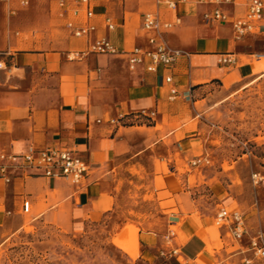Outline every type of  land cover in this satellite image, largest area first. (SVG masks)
I'll use <instances>...</instances> for the list:
<instances>
[{"label": "crops", "instance_id": "1", "mask_svg": "<svg viewBox=\"0 0 264 264\" xmlns=\"http://www.w3.org/2000/svg\"><path fill=\"white\" fill-rule=\"evenodd\" d=\"M175 1L176 8L168 10L156 0H89L95 27L89 40L74 36L85 23L84 7L75 0L64 8L56 0H31L27 7L18 0L0 3V151L19 154L30 147H56L74 151L88 165L79 186L23 172L7 185L0 180V214L24 213L22 205L28 202L27 213L34 220L96 221L117 210L127 183L135 182L133 170L142 186L160 198L158 203L166 205L158 224H134L140 256L155 251L169 264H215L237 249L236 254L258 259L249 242L259 236L264 242V197L249 198L244 206L237 188L216 183L211 170L199 166L207 161L205 140L215 127L205 123H211L210 112L264 78V22L236 40L229 22L204 21L212 5ZM249 1L233 0L221 9L230 19L242 17ZM147 13L174 24L164 38L172 49L188 55L178 58L171 70L160 67L150 74L139 65L130 71L126 54L67 58L103 37L121 52L146 48L142 22ZM39 16L53 27L43 25ZM43 28L46 37L38 41ZM224 54L236 58L235 66L218 64ZM167 75L179 93L173 100ZM200 150L203 156L196 158ZM254 189L264 195L261 188ZM219 207L242 215L241 240L232 238L228 226H210L208 220L215 221ZM177 225L183 241L169 230ZM216 239L222 246L210 255ZM129 245L125 249L137 254ZM247 256L244 262L250 264Z\"/></svg>", "mask_w": 264, "mask_h": 264}, {"label": "rangeland", "instance_id": "2", "mask_svg": "<svg viewBox=\"0 0 264 264\" xmlns=\"http://www.w3.org/2000/svg\"><path fill=\"white\" fill-rule=\"evenodd\" d=\"M37 19L43 21V25L46 22L48 28L53 27L43 16ZM45 29L35 37L36 40L44 41ZM261 77L255 78L252 83ZM208 120L211 123H205L215 127H211L212 131L209 130L205 140L207 162L199 167L210 169L216 183L237 188L244 206L249 198L254 200L264 197L261 190H255L250 181L252 173L264 174V78L233 94L222 107L214 108ZM202 156L201 150L195 153L196 158ZM138 174L132 170L136 184L127 183L124 190L126 194L117 210L96 221L82 224L80 220L72 224L68 219L52 217L34 220L30 212L8 213L10 210H6L1 213L0 264H169L155 251L152 256L147 253L140 256L138 230L134 224L148 220L158 224V215L166 205H160V198L156 199L151 189L142 186L143 180L137 177ZM204 192L210 194L208 188ZM208 221L210 226L219 230L214 219ZM178 228L179 225L169 230L183 241ZM129 243L135 247L137 254L125 249L127 245L131 246ZM227 244L234 245L231 242ZM211 246L210 255H213V249H219L222 244L216 239L211 242ZM236 250L230 249L215 264H245L247 255L250 264L263 263L252 258L249 253L236 254Z\"/></svg>", "mask_w": 264, "mask_h": 264}, {"label": "built area", "instance_id": "3", "mask_svg": "<svg viewBox=\"0 0 264 264\" xmlns=\"http://www.w3.org/2000/svg\"><path fill=\"white\" fill-rule=\"evenodd\" d=\"M10 0H0L2 4H8ZM70 0H56L59 8H64ZM84 7L85 23L82 27L75 30L74 36L89 40L95 31L92 24L93 12L89 8V0H75ZM186 1V0H179ZM201 5H212L211 11L206 12L203 19L206 23L229 22L232 26L236 40H240L248 34L255 32L261 22H264V2L261 0H251L247 5V11L242 17L230 19L221 7L229 5L233 0H195ZM31 0H18L21 7H27ZM156 4L168 10L176 8L175 0H156ZM178 20L176 21V24ZM173 23L161 22L157 15L147 13L143 17L142 30L147 34L146 48H134L128 52L119 51L107 38H99L90 42L87 49L82 52H70L67 56L69 60H78L85 57L88 53L104 55H127V67L130 71H135L136 67L143 65L147 73L154 74L158 68L171 70L173 64L180 57L188 55L181 51L172 49L166 42L164 34L173 27ZM69 27L73 26L69 24ZM111 30L112 24L108 25ZM218 64L224 67H233L236 58L232 54L221 55ZM165 83L173 84L172 75L165 76ZM179 96L177 89L172 85L169 91V99L173 100ZM143 117L144 115L141 114ZM147 118V117H146ZM149 118V117H148ZM206 163L207 161L204 160ZM198 162H194L195 165ZM27 173L28 175L40 174L46 178H63L75 186H79L88 173L87 163L78 157L74 151L46 147L43 149L28 148L26 151L15 154L0 151V180L4 184H9L17 173ZM251 184L254 188H261L264 192V174L254 172L250 176ZM23 212L29 211V203L22 205ZM215 224L219 227L228 226L229 234L235 240H241L244 235V221L238 212L228 213L225 209L219 210L215 216ZM249 249L258 259H264V242L262 238L256 237L250 240Z\"/></svg>", "mask_w": 264, "mask_h": 264}]
</instances>
